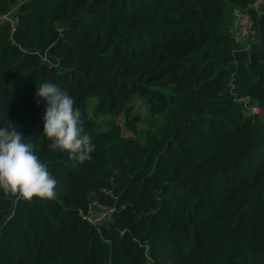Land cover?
Instances as JSON below:
<instances>
[{"label": "trees", "instance_id": "16d2710c", "mask_svg": "<svg viewBox=\"0 0 264 264\" xmlns=\"http://www.w3.org/2000/svg\"><path fill=\"white\" fill-rule=\"evenodd\" d=\"M253 1L0 0L18 17L0 25V128L57 182L52 200L0 190V264H146V247L153 264H264V6L245 43L226 18ZM45 82L82 113L83 164L41 139ZM92 199L116 209L100 232L79 216Z\"/></svg>", "mask_w": 264, "mask_h": 264}, {"label": "clouds", "instance_id": "9594fccd", "mask_svg": "<svg viewBox=\"0 0 264 264\" xmlns=\"http://www.w3.org/2000/svg\"><path fill=\"white\" fill-rule=\"evenodd\" d=\"M35 96L46 102L41 139L49 142L47 148L68 153L78 164L89 160L94 146L81 126L82 113L73 98L47 82L36 88ZM32 141L26 142L15 126L0 128V190L29 202L55 199L57 182L34 153Z\"/></svg>", "mask_w": 264, "mask_h": 264}, {"label": "built area", "instance_id": "2783aa9c", "mask_svg": "<svg viewBox=\"0 0 264 264\" xmlns=\"http://www.w3.org/2000/svg\"><path fill=\"white\" fill-rule=\"evenodd\" d=\"M264 6V0H254L248 5L246 9L241 11L236 10L235 14V27L234 34L232 35L236 42L245 43L253 33L254 19L252 18L251 11L259 14ZM235 13V12H234ZM3 22H8L11 26V31L15 30L18 23V17L10 13L0 15V25ZM45 60V58H44ZM254 113H257V109L250 108ZM110 192L105 191V195H109ZM116 209L113 206L100 203L99 201L92 199L87 205L84 211H80L79 216L82 220L88 223L96 231L100 232L103 227H108L112 221ZM146 264H153L151 257L147 253V247L145 251Z\"/></svg>", "mask_w": 264, "mask_h": 264}, {"label": "rangeland", "instance_id": "374dc122", "mask_svg": "<svg viewBox=\"0 0 264 264\" xmlns=\"http://www.w3.org/2000/svg\"><path fill=\"white\" fill-rule=\"evenodd\" d=\"M23 0H16L17 4L21 3ZM17 4L16 6H14V8L11 10L10 14L13 15L15 13V10H16V7H17ZM232 12L233 11H229L227 14H226V18H227V15L228 17L231 15V27H230V31H231V35L234 34V26H235V14L234 13V17H232ZM242 43V42H240ZM132 104L135 105V112L136 113H139V114H144L145 113V106L143 105L141 99H139L138 97H134L132 99ZM90 113H92V111H90ZM95 120L99 123V126H100V129H107L110 125H111V121H109V118L107 117H104V118H95ZM125 118H123V115H120L119 117L116 118V120L114 122H117L118 125L122 128V135L123 137H129L131 136L130 132L128 131L127 129V126L125 124ZM113 123V122H112ZM138 127L139 128H143L144 127V123L143 122H138L137 123Z\"/></svg>", "mask_w": 264, "mask_h": 264}, {"label": "crops", "instance_id": "0c3cea01", "mask_svg": "<svg viewBox=\"0 0 264 264\" xmlns=\"http://www.w3.org/2000/svg\"><path fill=\"white\" fill-rule=\"evenodd\" d=\"M234 12L236 13V12H238V11H236L235 9L233 10V12H232V15H233V17H234ZM235 20H236V18H234ZM235 22V21H234ZM235 27V26H234Z\"/></svg>", "mask_w": 264, "mask_h": 264}]
</instances>
